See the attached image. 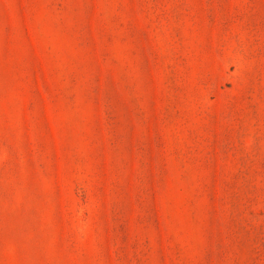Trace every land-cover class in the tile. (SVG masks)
<instances>
[{"label": "rangeland", "instance_id": "rangeland-1", "mask_svg": "<svg viewBox=\"0 0 264 264\" xmlns=\"http://www.w3.org/2000/svg\"><path fill=\"white\" fill-rule=\"evenodd\" d=\"M0 264H264V0H0Z\"/></svg>", "mask_w": 264, "mask_h": 264}]
</instances>
